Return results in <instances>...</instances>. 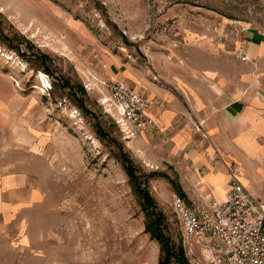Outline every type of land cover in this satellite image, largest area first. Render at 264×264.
<instances>
[{
    "label": "rangeland",
    "instance_id": "374dc122",
    "mask_svg": "<svg viewBox=\"0 0 264 264\" xmlns=\"http://www.w3.org/2000/svg\"><path fill=\"white\" fill-rule=\"evenodd\" d=\"M0 13L6 33L26 36L52 56L57 77L85 84L93 112L0 37V70L24 106L12 146L0 149V264H159L161 244L146 229L143 199L98 122L125 145L166 215L171 246L183 248L171 205L172 194L183 191L181 158L173 161L168 134H144L156 123L149 110L153 123L126 139L100 98L114 80L140 91L149 108L147 93L174 91L198 136L216 147L214 160L223 162L210 134L197 129L204 119L195 103L221 107L264 90V0H0ZM252 36L263 43L253 45ZM120 70L127 79L111 78ZM229 162L242 177L245 166ZM254 183L264 193V181Z\"/></svg>",
    "mask_w": 264,
    "mask_h": 264
},
{
    "label": "crops",
    "instance_id": "0c3cea01",
    "mask_svg": "<svg viewBox=\"0 0 264 264\" xmlns=\"http://www.w3.org/2000/svg\"><path fill=\"white\" fill-rule=\"evenodd\" d=\"M252 39L253 45L263 43L259 37L252 36ZM111 75L113 79H127L129 76L121 70ZM19 96L11 76L0 70V149L12 146L14 118L23 114L24 109ZM146 96L152 102L149 110L156 123L146 128L144 134H159L162 131L168 134L173 146L172 155H175L173 161L181 158V162L176 163L181 165V185L188 198L225 199L232 185L226 164L236 160L245 166L241 181L257 197L264 199V193L254 183V180L264 181L263 88L258 86L252 93L244 92L221 107L195 103L196 116L205 120L208 134L220 148L219 154L224 157L225 163L214 160L212 144H207L198 136L189 115L190 110L177 93L155 88ZM25 110L27 112L28 107ZM177 165L174 166L176 170Z\"/></svg>",
    "mask_w": 264,
    "mask_h": 264
},
{
    "label": "built area",
    "instance_id": "2783aa9c",
    "mask_svg": "<svg viewBox=\"0 0 264 264\" xmlns=\"http://www.w3.org/2000/svg\"><path fill=\"white\" fill-rule=\"evenodd\" d=\"M100 102L126 139L154 121L147 98L125 82L112 81ZM196 126L208 137L204 120ZM227 166L232 185L225 199L210 197L196 204L182 193L172 194V209L190 264H264V201L241 181L237 167Z\"/></svg>",
    "mask_w": 264,
    "mask_h": 264
},
{
    "label": "trees",
    "instance_id": "16d2710c",
    "mask_svg": "<svg viewBox=\"0 0 264 264\" xmlns=\"http://www.w3.org/2000/svg\"><path fill=\"white\" fill-rule=\"evenodd\" d=\"M0 37L7 45H9L12 49L18 51L22 56L36 59L43 70L50 76L54 77V83L56 87L58 86L63 90H68L77 105L87 115L93 114L87 104L88 91L85 84L82 82H73L71 79L65 76L60 75L57 77L54 70V60L50 54L38 48L37 45H35L26 36H23L19 33H15L14 35L6 33L3 27L2 13H0ZM24 47H26L28 52L24 50ZM97 131L99 133V136L103 140L108 139L118 146L119 152L117 154V157H119L123 162L125 170L131 178V182L134 184L136 191L143 199L142 205L147 210L146 229L161 244L162 254L159 260V264H190L186 258L182 246L179 248L171 246V237L167 232L166 215L162 210L159 209L157 201L151 195L150 191L143 187V181L141 176L138 174V168L129 152L125 149V145L121 141L117 140V138H112L101 122L97 123ZM154 175L155 173H150L146 177V180L148 181V178ZM166 176L170 178V176ZM172 180L174 183L176 182L179 185L177 179ZM180 192L185 195L184 191L181 190Z\"/></svg>",
    "mask_w": 264,
    "mask_h": 264
}]
</instances>
